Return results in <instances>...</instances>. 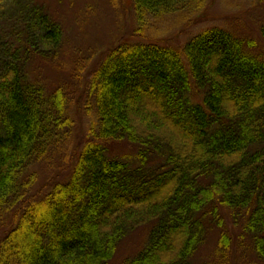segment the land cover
Returning a JSON list of instances; mask_svg holds the SVG:
<instances>
[{
    "label": "trees",
    "instance_id": "16d2710c",
    "mask_svg": "<svg viewBox=\"0 0 264 264\" xmlns=\"http://www.w3.org/2000/svg\"><path fill=\"white\" fill-rule=\"evenodd\" d=\"M197 1L131 0L135 34ZM61 40L46 5L0 0V264H110L145 225V244L119 264H195L206 217L224 230L219 208L264 261V25L250 38L213 26L181 47L108 50L85 84L80 113L93 117L72 155L69 91L33 74ZM110 141L136 157L110 156ZM64 153L68 177L39 188L37 167Z\"/></svg>",
    "mask_w": 264,
    "mask_h": 264
},
{
    "label": "rangeland",
    "instance_id": "374dc122",
    "mask_svg": "<svg viewBox=\"0 0 264 264\" xmlns=\"http://www.w3.org/2000/svg\"><path fill=\"white\" fill-rule=\"evenodd\" d=\"M46 5L52 19L62 29L58 55L53 60H38L33 74H39L48 88L63 85L69 91L73 116L77 122L72 133V143L67 147L72 155L83 142L88 121L80 108L86 101L85 84L91 73L101 63L104 55L120 42L153 41L162 45L181 47L189 38L213 26L222 27L234 36H258L264 25V0H198L187 8L153 21L138 36L131 0H35ZM198 4V7H197ZM256 50H260L258 47ZM84 124V127H83ZM82 141V142H81ZM108 153L132 160L137 146L128 141H110ZM64 154L39 165L37 186L44 185L51 176L66 179L68 169ZM75 155V154H74ZM56 160L55 157L52 158ZM63 161V162H62ZM225 227H217L206 217L208 235L194 255L195 264H264L253 250L252 236L244 231L242 222L234 223L228 213L219 208ZM7 222V221H6ZM238 224V225H237ZM6 225L0 226V234ZM149 226L129 231L120 241L110 264L136 254L145 244ZM228 235L229 247L224 251L219 245L220 234Z\"/></svg>",
    "mask_w": 264,
    "mask_h": 264
}]
</instances>
